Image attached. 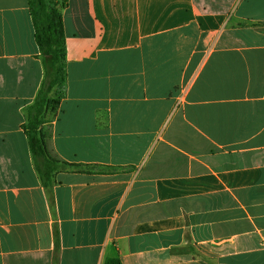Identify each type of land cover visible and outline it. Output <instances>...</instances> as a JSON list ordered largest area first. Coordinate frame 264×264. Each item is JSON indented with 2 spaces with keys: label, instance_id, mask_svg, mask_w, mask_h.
<instances>
[{
  "label": "crops",
  "instance_id": "obj_1",
  "mask_svg": "<svg viewBox=\"0 0 264 264\" xmlns=\"http://www.w3.org/2000/svg\"><path fill=\"white\" fill-rule=\"evenodd\" d=\"M66 94L0 0V264H264V0H65Z\"/></svg>",
  "mask_w": 264,
  "mask_h": 264
},
{
  "label": "trees",
  "instance_id": "obj_2",
  "mask_svg": "<svg viewBox=\"0 0 264 264\" xmlns=\"http://www.w3.org/2000/svg\"><path fill=\"white\" fill-rule=\"evenodd\" d=\"M65 0H28L34 29V40L39 49L43 79L33 104L27 109L26 135L35 167L44 188L49 192L58 162L50 157L39 126L48 113L54 112L66 94L65 35L61 11ZM104 264H120L107 259Z\"/></svg>",
  "mask_w": 264,
  "mask_h": 264
},
{
  "label": "rangeland",
  "instance_id": "obj_3",
  "mask_svg": "<svg viewBox=\"0 0 264 264\" xmlns=\"http://www.w3.org/2000/svg\"><path fill=\"white\" fill-rule=\"evenodd\" d=\"M60 1V0H59Z\"/></svg>",
  "mask_w": 264,
  "mask_h": 264
}]
</instances>
